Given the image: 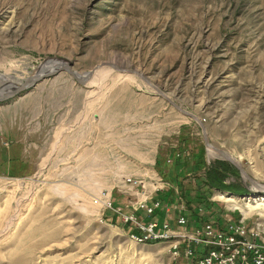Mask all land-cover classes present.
Here are the masks:
<instances>
[{"label": "rangeland", "instance_id": "obj_1", "mask_svg": "<svg viewBox=\"0 0 264 264\" xmlns=\"http://www.w3.org/2000/svg\"><path fill=\"white\" fill-rule=\"evenodd\" d=\"M51 61L136 73L104 64L81 84L63 68L0 101V264H193L172 241L135 242L93 202L136 201L125 175L193 200L205 221L264 231L247 177L264 185V0H0V72ZM218 162L224 185L208 189Z\"/></svg>", "mask_w": 264, "mask_h": 264}, {"label": "built area", "instance_id": "obj_2", "mask_svg": "<svg viewBox=\"0 0 264 264\" xmlns=\"http://www.w3.org/2000/svg\"><path fill=\"white\" fill-rule=\"evenodd\" d=\"M122 178L124 183H129L132 190L130 193L138 195L136 201L129 200L123 207H114L111 201L112 193L106 195L102 191L101 194L93 197V202L100 204L104 209H112L119 216L120 221L132 222L138 229V232H129L134 241L152 240L159 237L160 232L177 231L179 239L169 242L170 248L175 257L181 252L187 258L194 256L193 264H264V231L258 224H247L243 218L235 220L231 216H224L223 227L217 226L212 220H206L195 228L189 229V219L182 213L185 205L181 198L179 202L162 205L159 199L153 198L155 192L162 190L161 186L154 185L148 196L142 192H145L150 185L130 175L122 176ZM159 208L164 209L162 220H158L155 214ZM139 210L143 211L145 218L138 216ZM172 210L177 211L174 217L171 214ZM210 240H222L226 244H231L232 252L213 250L208 257L197 258V250L195 251L193 247L207 245ZM182 243L184 246L181 250Z\"/></svg>", "mask_w": 264, "mask_h": 264}, {"label": "trees", "instance_id": "obj_3", "mask_svg": "<svg viewBox=\"0 0 264 264\" xmlns=\"http://www.w3.org/2000/svg\"><path fill=\"white\" fill-rule=\"evenodd\" d=\"M221 165L222 163L218 162L217 165H210L205 173L206 175V187L208 189H211V188H220V187H223L224 183H223V179L226 177V175L224 174V169L221 168ZM175 178V182L178 184L180 190H181V193H183L184 191L186 192L185 189H183L182 187V184L180 181H178V179L176 177ZM235 191H240L241 193H247V189H243V188H236ZM154 199H159L162 203V205H166L167 204H173V203H176V202H179L180 198L176 197L175 195H173L171 189H165V191H162V190H159L157 192H155L154 196H153ZM208 198V196L206 195H202V193H196L195 195V200L196 201H199L200 202H204L206 201ZM111 201H112V204L114 207H119V205H116V200L113 198V196L111 195ZM192 202H194L193 200H187L184 204L187 205L185 206V208L182 210V213H184L187 218L189 219V216H188V208L193 210V212L190 214V216H194V220H192V222H194V225L193 226H189V229H193L195 228V226H198L200 225L203 221H205L202 217L200 216H195V215H199L200 213L199 210L201 209L200 207H198L197 205H193L191 204ZM125 203V202H124ZM208 205H211L209 202L207 203ZM106 212V215H107V218L108 220L110 219L112 222H115V221H118L120 223H122L123 225H125L127 228H129L130 230L134 231V232H138V229H136L134 227V224L132 222H122L120 221V218L119 216L114 213V211L110 208H108V210L105 211ZM109 212V213H108ZM108 213V214H107ZM197 213V214H196ZM137 214L138 216L139 215H144L143 211L142 210H139L137 211ZM155 214L158 218V220H162L163 217H164V209L163 208H159L155 211ZM171 214L174 216L177 215V211L176 210H172ZM206 220H212L214 222V224H216L217 226H220V227H223L224 226V223H225V218H220L219 216H214V215H211L208 219ZM190 221V219H189ZM173 224L175 225L176 224V221L174 220L173 221ZM189 224V223H188ZM128 229V230H129ZM183 246L184 244L182 243V245L180 246L181 250L183 249ZM196 250H200V248L198 246H194L193 247ZM191 259V261H193L195 259L194 256L192 257H189Z\"/></svg>", "mask_w": 264, "mask_h": 264}, {"label": "water", "instance_id": "obj_4", "mask_svg": "<svg viewBox=\"0 0 264 264\" xmlns=\"http://www.w3.org/2000/svg\"><path fill=\"white\" fill-rule=\"evenodd\" d=\"M104 64H107V65H111L113 68L117 69V71H126V72H129V73H136V70L132 69H126V68H123V67H120V66H117L113 63H108V62H103V63H99L97 65H95L92 69H89V71H85L83 74H80L77 70H73L70 68V64H68L67 61H64L62 64H60L59 67L57 68H53L51 70H48L46 72H41V73H38V74H35L32 78V81L30 83H27L25 85H21L19 86L18 88L16 89H13L9 92H3L2 94H0V101L8 98V97H11V96H14V95H17L20 91L19 90H22V89H26L27 87H30L33 83L37 82V81H40L41 79L45 78L46 76L54 73V72H57V71H60V69H66L70 72V74L73 76V78H76L81 84L84 83L85 81H87L90 77V74L93 73L96 69L98 68H101L103 67ZM88 78V79H87ZM176 108H178L181 112L189 115L190 117H194L196 119L199 120V118H197L194 114H190L189 112H187L185 109H183L181 106H179L178 104H175L173 102H171ZM202 132L204 133V143L206 146H209L210 148L214 149L220 156L224 157L225 159L227 160H230L231 162H233L234 164L238 165L240 170L244 171V169L240 166V164L238 162H236L235 160L231 159L226 153L224 150H221L219 148H217L216 146H213L209 140H208V137H207V132H205V129L204 127L202 126ZM250 180V182L255 185L256 187V190H258L257 192L258 193H263L264 194V185L263 184H260L259 182H257L255 179L253 178H250V176H247ZM248 195V194H247Z\"/></svg>", "mask_w": 264, "mask_h": 264}, {"label": "bare ground", "instance_id": "obj_5", "mask_svg": "<svg viewBox=\"0 0 264 264\" xmlns=\"http://www.w3.org/2000/svg\"><path fill=\"white\" fill-rule=\"evenodd\" d=\"M60 64H62V62L51 61V62H48L43 67L38 68L37 70H33L31 72H28V73H22V75L17 76V77H16V75L13 76V75H9V74H5V73H1L0 72V74H1L0 77L4 78V79L6 78V81H7L8 76H10L14 80L13 83L0 84V94H2L3 92H9V91H11L13 89L18 88L21 85H25L27 83H30L32 81V78H33V76L35 74H38V73H41V72H46V71L51 70L53 68H57V67L60 66ZM95 72L96 71L91 73L90 76H89L90 78L89 79L87 78V79L90 80L91 76H93ZM97 73H98V71H97ZM80 74H83V73H80ZM8 81H10V80H8ZM210 151H215V150L210 148ZM243 173L245 174V176H247L245 170L243 171ZM260 200H264V197L262 196ZM177 239H179V234H178L177 231H167V232H160L159 233V237H155L152 240L140 239V240L135 241V242H153V241L154 242H157V241H172L173 242L174 240H177ZM201 246L208 247L209 251L206 254H202L199 258L208 257V255L211 254L213 252V250L224 251V253L225 252H232L231 244H226V242H223L222 240H210L207 243V245H201ZM201 246H199V247H201Z\"/></svg>", "mask_w": 264, "mask_h": 264}]
</instances>
